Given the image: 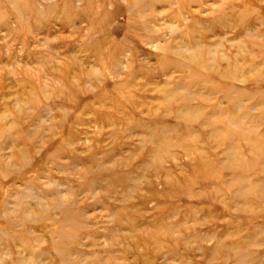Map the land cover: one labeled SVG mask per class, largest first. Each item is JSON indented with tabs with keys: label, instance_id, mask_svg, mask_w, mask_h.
I'll use <instances>...</instances> for the list:
<instances>
[{
	"label": "rangeland",
	"instance_id": "374dc122",
	"mask_svg": "<svg viewBox=\"0 0 264 264\" xmlns=\"http://www.w3.org/2000/svg\"><path fill=\"white\" fill-rule=\"evenodd\" d=\"M0 264H264V0H0Z\"/></svg>",
	"mask_w": 264,
	"mask_h": 264
},
{
	"label": "bare ground",
	"instance_id": "6f19581e",
	"mask_svg": "<svg viewBox=\"0 0 264 264\" xmlns=\"http://www.w3.org/2000/svg\"><path fill=\"white\" fill-rule=\"evenodd\" d=\"M135 3H136V2H135ZM133 4H134V3H133ZM136 4H137V3H136ZM136 4H134L133 6L131 5L133 10H134V6H135Z\"/></svg>",
	"mask_w": 264,
	"mask_h": 264
}]
</instances>
